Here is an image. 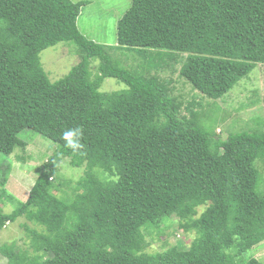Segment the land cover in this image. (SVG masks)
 Returning <instances> with one entry per match:
<instances>
[{
	"label": "trees",
	"instance_id": "1",
	"mask_svg": "<svg viewBox=\"0 0 264 264\" xmlns=\"http://www.w3.org/2000/svg\"><path fill=\"white\" fill-rule=\"evenodd\" d=\"M85 3L0 0V152L25 148L27 128L58 144L27 200L0 189L14 206L0 205V232L22 216L37 226L24 223L26 247L0 253L8 264H262L244 255L264 241V127L223 138L160 71L181 63L196 95L222 98L264 63V0H132L117 45L82 32ZM60 42L79 61L52 81L40 55ZM116 50L146 65L126 68ZM108 78L125 87L103 90ZM75 127L83 147L73 152L61 136ZM66 157L87 166L76 182L62 178ZM172 216L196 234L188 249L163 240L150 251Z\"/></svg>",
	"mask_w": 264,
	"mask_h": 264
},
{
	"label": "rangeland",
	"instance_id": "2",
	"mask_svg": "<svg viewBox=\"0 0 264 264\" xmlns=\"http://www.w3.org/2000/svg\"><path fill=\"white\" fill-rule=\"evenodd\" d=\"M80 1V0H73ZM81 14L78 17V26L85 35L95 42L109 45H117V27L118 20L131 6L132 0H85ZM77 47L72 42H60L41 52V61L47 69L52 81L65 76L74 65L79 61L78 56L73 51ZM136 55V56H135ZM120 60L126 68L142 69L140 65L144 61L137 53L122 50H116L114 55ZM136 59H135V57ZM140 60V62H139ZM99 63V59H93L92 65ZM146 65V61H144ZM180 65L164 67L160 71L163 78L171 79V85L174 87V94L184 100L186 105L193 96L197 102H202V106H194L197 111H206L205 123L210 129L215 128L216 132L223 138H228L229 134L258 128L261 124L264 127V63H259L252 72L244 77L233 89L226 93L220 99H211L203 93L196 95L191 89V84L180 76ZM133 66V67H132ZM143 66V65H141ZM97 69L94 68V72ZM125 84L116 78H108L103 83V90L113 91L124 88ZM201 99V100H200ZM19 138L27 142V146L17 147L16 150L7 155L0 152V189L6 188L10 194L17 199L25 201L35 183L39 171L43 169L45 162L54 154L58 144L37 133L32 129H25L19 134ZM21 157H24L23 159ZM73 157H66L61 163L62 178H67L76 182L86 171V164L76 165ZM258 162V161H257ZM11 165L8 171L6 183L3 185V172L7 166ZM98 171L101 169L97 168ZM264 173V172H263ZM74 183L64 188L71 191ZM259 191H264V180L258 187ZM60 195V192H58ZM4 202V203H3ZM4 206V211L11 212L14 206L8 201H0ZM205 206L201 207V213ZM177 216H172L168 222V228L165 233L157 239L154 237L150 245V251L163 248V240H168L171 244H176L181 249H188L190 242L195 237V233H186L180 229ZM28 223L31 227H37L33 222L27 221V218L19 217L15 222L8 223L0 232V244L11 243L15 241L22 247H26L30 240L25 237ZM256 257L264 264V241L256 244L247 253L244 258ZM0 264H8V259L0 253Z\"/></svg>",
	"mask_w": 264,
	"mask_h": 264
},
{
	"label": "clouds",
	"instance_id": "3",
	"mask_svg": "<svg viewBox=\"0 0 264 264\" xmlns=\"http://www.w3.org/2000/svg\"><path fill=\"white\" fill-rule=\"evenodd\" d=\"M82 135L83 132L80 127L68 128L63 131L61 139L65 142V147L76 152L83 147L81 142Z\"/></svg>",
	"mask_w": 264,
	"mask_h": 264
}]
</instances>
